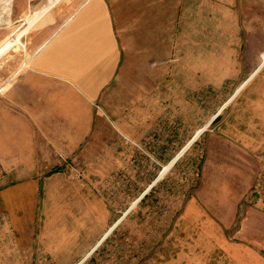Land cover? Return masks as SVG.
<instances>
[{"label":"rangeland","instance_id":"374dc122","mask_svg":"<svg viewBox=\"0 0 264 264\" xmlns=\"http://www.w3.org/2000/svg\"><path fill=\"white\" fill-rule=\"evenodd\" d=\"M107 3L121 62L81 134L0 159V264H263L264 0ZM59 4L0 0V43Z\"/></svg>","mask_w":264,"mask_h":264},{"label":"crops","instance_id":"0c3cea01","mask_svg":"<svg viewBox=\"0 0 264 264\" xmlns=\"http://www.w3.org/2000/svg\"><path fill=\"white\" fill-rule=\"evenodd\" d=\"M59 3L28 17L18 13L17 29L0 43V56L13 43L12 75L0 89L11 80L0 98V159L28 160L33 137L78 135L67 131L74 128L69 121L82 117L80 106L93 103L121 62L107 0ZM92 249L89 243L75 253Z\"/></svg>","mask_w":264,"mask_h":264},{"label":"water","instance_id":"95a60500","mask_svg":"<svg viewBox=\"0 0 264 264\" xmlns=\"http://www.w3.org/2000/svg\"><path fill=\"white\" fill-rule=\"evenodd\" d=\"M198 134H199V133H197L196 136H197ZM194 139H195V138H193V139H192V140H191V141H190V142H189V143L183 148V150H182L180 153H182V152L186 149V147L189 146V145L192 143V141H193ZM180 153H179V154H180ZM179 154H178V155H177V156H176V157H175V158L169 163V166H170L171 164L174 163V161L178 158ZM143 195H144V193L139 197V199H140ZM139 199H138V200H139ZM114 225H115V224H114ZM113 227H114V226H112V227L110 228V230H109V231L103 236V238L98 242V244H99V243H100V242L106 237V235L112 230ZM98 244H97V245H98ZM97 245H96V246H97ZM96 246H95V247H96ZM95 247H94V248H95ZM94 248H93V249H94ZM93 249H92V250H93ZM92 250H91V251H92ZM91 251H90V252H91Z\"/></svg>","mask_w":264,"mask_h":264}]
</instances>
